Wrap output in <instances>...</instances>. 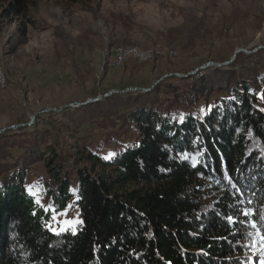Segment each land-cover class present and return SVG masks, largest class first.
<instances>
[{
    "label": "trees",
    "instance_id": "16d2710c",
    "mask_svg": "<svg viewBox=\"0 0 264 264\" xmlns=\"http://www.w3.org/2000/svg\"><path fill=\"white\" fill-rule=\"evenodd\" d=\"M33 1L6 0L0 17H27ZM244 71L75 107L65 148L42 131L0 134V264H264V70ZM88 123L127 135L112 147L73 135ZM36 198L72 200L82 223L54 234Z\"/></svg>",
    "mask_w": 264,
    "mask_h": 264
},
{
    "label": "rangeland",
    "instance_id": "374dc122",
    "mask_svg": "<svg viewBox=\"0 0 264 264\" xmlns=\"http://www.w3.org/2000/svg\"><path fill=\"white\" fill-rule=\"evenodd\" d=\"M124 48L125 55L117 51ZM263 49L264 0H35L27 17H0V134L42 131L65 148L63 113L86 104L76 103L161 80L182 84L212 68L264 70ZM124 130L88 123L73 135L112 147L109 138L124 139ZM41 174L38 162L30 179ZM68 205L57 231L79 219L78 206Z\"/></svg>",
    "mask_w": 264,
    "mask_h": 264
},
{
    "label": "snow or ice",
    "instance_id": "6c2138e0",
    "mask_svg": "<svg viewBox=\"0 0 264 264\" xmlns=\"http://www.w3.org/2000/svg\"><path fill=\"white\" fill-rule=\"evenodd\" d=\"M264 110V109H262ZM114 153H109L108 156H105L104 159H110ZM30 195L37 196V193L31 192ZM35 204L42 208L44 213L50 214V220L46 223V227L49 228L50 231H52L54 234H59V232H63L66 230H69L74 227L76 224L82 223L79 219H65L62 223L65 225V227H61L59 231L53 226L56 223H60L58 221V217L60 216H67L68 215V209L71 208V205H57L55 202L44 204L40 198L35 199ZM35 215V213H34ZM244 215H249V213H244Z\"/></svg>",
    "mask_w": 264,
    "mask_h": 264
},
{
    "label": "water",
    "instance_id": "95a60500",
    "mask_svg": "<svg viewBox=\"0 0 264 264\" xmlns=\"http://www.w3.org/2000/svg\"><path fill=\"white\" fill-rule=\"evenodd\" d=\"M227 63V62H226ZM208 65V63H206V64H204V65H202V66H199V67H197L196 68V70L197 69H199V68H203V67H206ZM155 83H157V81L155 82ZM154 83V84H155ZM153 84V85H154ZM152 85V86H153ZM152 86H150L149 88H141V87H131V88H127V89H125V90H122V91H120V92H124V91H129V90H136V89H140V90H143V91H147V90H149L150 88H152ZM95 100H97V98H95V99H87L86 101H84V102H81V103H76L77 105H82V104H84V103H87V102H91V101H95ZM68 105H72V104H68ZM66 106V105H65Z\"/></svg>",
    "mask_w": 264,
    "mask_h": 264
},
{
    "label": "bare ground",
    "instance_id": "6f19581e",
    "mask_svg": "<svg viewBox=\"0 0 264 264\" xmlns=\"http://www.w3.org/2000/svg\"><path fill=\"white\" fill-rule=\"evenodd\" d=\"M118 52L122 53L123 55L127 54L130 51V48H124V49H118ZM157 51V50H155ZM145 57L150 56V53H148V55H144Z\"/></svg>",
    "mask_w": 264,
    "mask_h": 264
}]
</instances>
